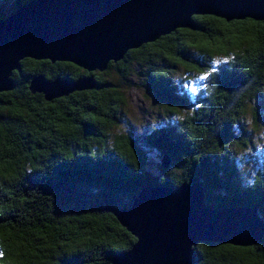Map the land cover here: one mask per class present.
<instances>
[{"label":"trees","instance_id":"16d2710c","mask_svg":"<svg viewBox=\"0 0 264 264\" xmlns=\"http://www.w3.org/2000/svg\"><path fill=\"white\" fill-rule=\"evenodd\" d=\"M27 1L0 4V19ZM191 19L101 70L31 57L11 70L13 87L0 90V264H108L135 238L100 205L126 208L146 183L195 176L205 206L253 205L264 219V140L251 176L237 153L264 135V19ZM178 69L208 76L193 90ZM37 74L92 85L45 98L28 86ZM134 78L155 100V120L112 131ZM192 254V264H264V234L246 245L197 240Z\"/></svg>","mask_w":264,"mask_h":264},{"label":"water","instance_id":"95a60500","mask_svg":"<svg viewBox=\"0 0 264 264\" xmlns=\"http://www.w3.org/2000/svg\"><path fill=\"white\" fill-rule=\"evenodd\" d=\"M192 14L264 19V0H29L0 19V90L13 87L9 75L22 57L101 70L128 48L192 27ZM91 85L89 76L70 81L37 74L28 86L50 98ZM161 162L167 164L166 156ZM186 178L174 187L137 186L126 208L100 205L135 238L111 251L108 264H192L197 240L246 245L264 234L253 205L205 206L198 177Z\"/></svg>","mask_w":264,"mask_h":264},{"label":"rangeland","instance_id":"374dc122","mask_svg":"<svg viewBox=\"0 0 264 264\" xmlns=\"http://www.w3.org/2000/svg\"><path fill=\"white\" fill-rule=\"evenodd\" d=\"M0 4H4L3 6L7 7L10 4V0L0 1ZM177 72L176 76H180L182 83L187 85L189 88L194 90L197 86H199V82H196L200 81L202 74L192 73L188 75L183 73L184 71L181 69H178ZM123 94L125 98L123 119L111 129L116 132L118 128H120L119 130L121 131H125L130 127L132 129H136L137 132H142L155 120L154 114L155 111L158 110L155 100L150 97V94H148L147 91L144 90L140 84V80L137 78H134L132 83L124 89ZM262 132L264 133V130H262ZM262 138L263 139L261 140H258L257 138L252 139L253 147L248 146L237 151L238 156L241 159L239 168L243 177L251 176L259 164V159H255L253 154H257L258 151L262 149L260 141L264 140V135H262ZM155 161L156 155H150V170L156 172Z\"/></svg>","mask_w":264,"mask_h":264},{"label":"snow or ice","instance_id":"6c2138e0","mask_svg":"<svg viewBox=\"0 0 264 264\" xmlns=\"http://www.w3.org/2000/svg\"><path fill=\"white\" fill-rule=\"evenodd\" d=\"M225 62H227V61H225ZM216 63L217 64H219L220 63V61H216ZM213 71H215V69H213ZM207 76H208V74L207 73H205V75L204 76H202L201 77V79H207ZM3 255V253L2 252H0V256H2Z\"/></svg>","mask_w":264,"mask_h":264}]
</instances>
